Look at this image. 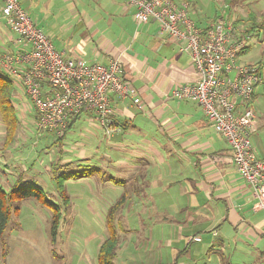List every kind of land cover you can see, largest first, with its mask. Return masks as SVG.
Returning <instances> with one entry per match:
<instances>
[{
    "label": "crops",
    "instance_id": "obj_1",
    "mask_svg": "<svg viewBox=\"0 0 264 264\" xmlns=\"http://www.w3.org/2000/svg\"><path fill=\"white\" fill-rule=\"evenodd\" d=\"M122 2L21 0L25 11L67 58L107 64L110 58L121 56L124 75L132 89V95L126 98L111 96L115 129L110 133L99 125L96 112L83 113L77 120L85 118L83 131L68 132L79 136L71 144L72 156L58 163L73 168V164L76 167L80 164L82 169L89 165V169L95 167L100 171L105 167L106 176L112 180L137 181L134 185L139 189L134 193L140 195L143 191L144 198L129 197L127 202L140 201V208L147 207V210L168 205L159 202V197L167 201L168 194L174 197L173 192L183 196L186 190L191 194L197 191L209 206L213 204L222 224L228 226L218 234L220 222H212L211 227L216 226L209 228L214 233L211 247L240 249L236 259L245 263L250 258L264 259V250L260 249L264 247V211L253 210L257 200L231 162L232 149L195 102L172 97L176 87L198 80L190 54L161 32L153 21L138 26L135 19L134 29L135 24L130 22L133 9ZM2 7L0 0V38L13 45L17 40L21 49L26 50L28 44L23 49L25 43L7 25ZM0 73L9 75L1 65ZM17 94L16 101L23 103L24 95ZM135 98L139 99L138 104ZM255 118L253 131H258L260 122L256 114ZM1 133L3 135V131ZM4 165L9 166V163ZM5 168L4 174L12 173V168ZM18 172L17 179L22 177L25 181L29 173L26 166ZM174 178L180 184L188 182L192 186L173 190L176 181L171 180ZM143 179L144 183L140 182ZM198 201L199 195L195 197L193 209H197L196 216L204 215L199 211ZM157 215L163 214L156 212ZM190 222L196 224L192 217ZM188 235L187 244L196 236ZM249 240L252 246L248 245ZM247 245L257 251L242 252V247L246 249Z\"/></svg>",
    "mask_w": 264,
    "mask_h": 264
},
{
    "label": "rangeland",
    "instance_id": "obj_2",
    "mask_svg": "<svg viewBox=\"0 0 264 264\" xmlns=\"http://www.w3.org/2000/svg\"><path fill=\"white\" fill-rule=\"evenodd\" d=\"M120 1H123V5L128 8L125 0ZM182 1L175 0L176 3ZM187 1L191 3L189 16L196 25L208 26L214 19L224 18L226 22L233 24L239 34L246 30L248 15H256L260 20L262 18L260 15L264 13V0ZM129 8L132 9V7ZM134 20L135 13L133 11L130 22L135 24ZM136 25L134 29H136ZM14 35L17 34L14 33ZM14 35L11 32V36L15 37ZM14 42H16L15 45L11 44L9 40L5 41L4 38H0V58L5 54L21 56L19 53L23 51L22 45L17 40ZM23 43H25L24 49L26 42L23 41ZM60 52L64 54V52ZM64 57L78 60L67 58L65 54ZM248 64L259 65L261 75L264 77V33L261 34L260 40L254 39L250 51L241 55L237 60L238 66ZM1 67L3 66L1 65ZM3 68L4 71L11 74L8 71V66L5 65ZM13 77L11 80L15 83L16 88L14 103L20 124L15 139L6 148L5 127L0 119V184L3 189L8 191L11 184L17 179L18 169L26 166L29 173H26L25 182L39 186L44 198L56 203L61 210L64 208V202L56 189L53 170L56 169L60 173L72 172L75 178L66 183L69 204L65 212L63 209V220L54 245H52L51 237V221L54 215L52 208L45 207L36 199L14 203L13 208L19 207V210L17 214L14 212L11 214L6 232L3 239L0 240V264H97L100 246L108 236L106 217L110 208L121 200L124 193L127 192L128 198H135V196L144 198L143 191L140 195L134 193L135 189H139L137 184L134 185L137 181L127 180L125 183H119V186L115 185L108 176L109 181H105V167L97 173H91L89 177H81L84 174L80 167L73 164V168L62 164L63 162L58 163L59 160L63 161L66 158L69 160V157L72 156L71 144L73 145L79 137L77 136L78 131H83L85 118L78 121L71 129V132L76 131L77 134L75 136H72L71 133L68 134L64 144L60 146L54 135L50 134L53 133L52 131H42L38 128V112L33 101L30 97L31 101L28 99L19 78ZM18 92L24 95L23 103L20 100H18L20 103L16 101ZM257 94V99L253 104L255 112H253L260 125L258 131H254L251 142L256 154L264 158V84L258 86ZM103 129L107 133L114 131L113 120L108 127H103ZM1 131H3V135ZM224 141L227 142L225 139ZM8 163L9 166L4 165ZM5 167L12 168L13 174H4ZM144 181L143 179L140 182L144 183ZM171 181H176V185H173L176 187L173 190L180 189L181 186H192L188 182L180 184L175 178ZM194 193L191 194L190 190H186L181 196L177 192H173L174 197L168 194L167 201L159 197V202L164 201L168 205L162 208L155 206L148 210L147 207L140 208V201H126L120 208L121 213L117 217L116 230L121 239L114 263L223 264L230 262L232 264H264V259L256 261L258 260L256 258L248 259V263L239 261L236 256L240 249L236 250L233 246L211 247L213 243L211 244L210 240L214 233L209 228L212 226V222H220L218 234L223 233L228 226L222 224L223 221L220 220L217 210L213 209L212 203L209 206V202L207 203L199 192L195 191ZM198 195V202L201 206L199 211L204 214L200 216H196L197 209H193L196 204L195 197ZM155 200L157 199L152 201ZM156 212L163 215L155 216ZM191 217L196 220L195 225H191L193 224L190 222ZM215 226L216 224L211 228ZM188 234L196 236L191 238L187 244ZM196 238H200V241H196ZM248 245H253L251 240L248 241ZM248 245L246 249L242 247V252L257 251ZM260 249L264 250V247H260Z\"/></svg>",
    "mask_w": 264,
    "mask_h": 264
},
{
    "label": "built area",
    "instance_id": "obj_3",
    "mask_svg": "<svg viewBox=\"0 0 264 264\" xmlns=\"http://www.w3.org/2000/svg\"><path fill=\"white\" fill-rule=\"evenodd\" d=\"M125 1L138 25L155 22L190 54L198 80L176 87L172 97L195 102L202 109L232 149L231 162L257 200L254 211H264V160L257 159L250 139L255 126L250 100L261 77L258 66L237 65V57L253 40L242 37L224 18L199 28L188 17L190 3L186 0ZM2 3L7 25L28 48L19 57L3 55L0 63L19 78L28 99H32L38 128L60 137L71 118L84 112H96L100 125L108 127L113 117L111 96L132 95L121 56L110 58L107 64L66 59L23 9L21 0ZM134 101L139 103L137 98Z\"/></svg>",
    "mask_w": 264,
    "mask_h": 264
},
{
    "label": "trees",
    "instance_id": "obj_4",
    "mask_svg": "<svg viewBox=\"0 0 264 264\" xmlns=\"http://www.w3.org/2000/svg\"><path fill=\"white\" fill-rule=\"evenodd\" d=\"M190 3V2H189ZM191 7V3H190ZM189 7V8H190ZM189 11V10H188ZM262 18L259 20L257 19L256 15H248L247 17V26L246 30L244 32H241L240 35L242 37H247L250 36L252 40L254 39L260 40V36L262 33H264V13L260 15ZM188 17L189 12H188ZM191 19V18H190ZM217 19V18H216ZM214 19V21L216 20ZM192 20V19H191ZM193 21V20H192ZM213 22V21H212ZM211 22V23H212ZM210 23V24H211ZM198 26V25H197ZM201 29H205L208 26H198ZM253 43V42H252ZM250 45L247 47L244 51H242L239 55H244L248 53L251 49ZM237 57V60L239 57ZM249 65V64H248ZM254 64H252L253 66ZM256 66L259 67V76L261 77L260 82L254 87V94L252 96V99L250 100V105L253 108V104L255 102V99H257V88L259 85L264 84V77L261 75V67L256 64ZM15 83L11 80L10 77L5 76L4 74L0 73V119L1 122L3 123L5 127V132H6V142H5V147L7 148L8 145L12 143V141L15 139V136L17 134V131L19 129V124L20 120L18 117V113L15 107L14 103V94L16 91L15 88ZM254 110V108H253ZM81 114L75 116L74 118L72 117L71 120L69 121V125L67 127V130L64 132L62 136H57L54 133V137L56 138V142L60 144V146L64 143V141L67 138L68 132L71 131L72 128H74L78 117ZM254 131H251V136L250 139L253 135ZM223 138V137H222ZM55 142V141H54ZM252 144V142H251ZM253 146V145H252ZM5 148V149H6ZM254 149V147H253ZM254 153L257 157V159L264 160V158L259 157L254 149ZM77 167L81 168V165L79 164ZM86 169L83 168V174L81 177H88L91 175V173H97L100 170L98 168L92 167L91 169L89 165L84 166ZM82 169V168H81ZM91 171V172H89ZM88 172V173H87ZM75 178L72 175V172L69 173H60L56 169L53 170V180L56 183V189L60 194V198L62 202H64V212L68 208L69 204V196L66 193V183L70 179ZM104 179L106 181H109L107 179V176L105 174ZM112 180V179H110ZM114 181V184H119L121 181ZM248 185V184H247ZM249 186V185H248ZM39 186H36L34 184H30L28 182H25L22 177H19L17 180H15L10 187L8 191H5L0 184V240L3 239V235L6 232L8 223L10 222L11 214L14 212V214L18 213L19 207L13 208V205L17 201L21 200H27V199H36L45 207H51L52 210L54 211V215L52 217L51 221V237H52V245L56 243L57 236L59 234L60 230V225L61 221L63 220V209L59 210L56 205V203H52L48 201L47 199L44 198V194L41 191V188H38ZM250 187V186H249ZM127 192L124 193L122 196L121 200L112 206L107 214L106 217V227L108 230V236L107 238L103 241V243L100 246L99 253H98V258H97V264H115L114 260L117 256L118 249L120 248V239L119 234L117 233L116 230V224H117V217H119L121 211L120 208L123 207L125 202L128 200ZM264 254V252H263ZM223 258V256L221 255ZM223 264H232L230 262L223 263Z\"/></svg>",
    "mask_w": 264,
    "mask_h": 264
},
{
    "label": "bare ground",
    "instance_id": "obj_5",
    "mask_svg": "<svg viewBox=\"0 0 264 264\" xmlns=\"http://www.w3.org/2000/svg\"><path fill=\"white\" fill-rule=\"evenodd\" d=\"M185 1V0H184ZM187 1V0H186ZM189 2V1H188ZM22 5V4H21ZM2 9H3V7H2ZM24 9V8H23ZM25 10V9H24ZM189 12V11H188ZM36 23V22H35ZM252 45V44H251Z\"/></svg>",
    "mask_w": 264,
    "mask_h": 264
}]
</instances>
